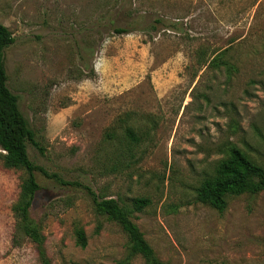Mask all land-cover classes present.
Masks as SVG:
<instances>
[{"label": "rangeland", "instance_id": "rangeland-1", "mask_svg": "<svg viewBox=\"0 0 264 264\" xmlns=\"http://www.w3.org/2000/svg\"><path fill=\"white\" fill-rule=\"evenodd\" d=\"M0 24L15 38L8 87L43 148L29 157L68 183L36 173L46 242L16 243L26 173L0 161V264H147L93 194L150 199L132 220L166 264H264V191L222 213L196 201L230 148L264 166V0H0Z\"/></svg>", "mask_w": 264, "mask_h": 264}, {"label": "trees", "instance_id": "trees-1", "mask_svg": "<svg viewBox=\"0 0 264 264\" xmlns=\"http://www.w3.org/2000/svg\"><path fill=\"white\" fill-rule=\"evenodd\" d=\"M113 31L117 34L129 32L120 27ZM14 42L12 32L0 24V161L6 169L23 170L26 173L21 184L19 199L12 208L16 221L14 241L20 242V237H25L41 249L46 242V236L42 227L31 216L34 201L41 190L36 173H41L46 178L63 185H68V183L63 181L59 175L51 174L44 167L36 165L29 157V143L38 147L40 151H43V148L36 141V134L20 109L18 96L8 87V76L2 52ZM216 62L217 57H214L211 64ZM125 138L128 141V152L134 156L133 152L141 146L143 138L133 127L126 128ZM228 153V157L218 164L215 174L205 178L196 190L197 202L208 205L221 213L228 207V197L258 194L264 191V166L252 161L247 154L236 147L230 148ZM93 196L97 212L107 217L109 221L118 224L127 236L131 257L139 255L145 259L147 264H166L157 258L154 249L132 220L134 213L142 212L151 205L150 199L136 198L132 202V207H127L121 205L120 201L115 198L100 197L94 194ZM87 244L85 232L79 231L78 245L85 248ZM42 258L44 264H49L45 256Z\"/></svg>", "mask_w": 264, "mask_h": 264}]
</instances>
